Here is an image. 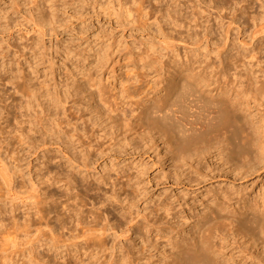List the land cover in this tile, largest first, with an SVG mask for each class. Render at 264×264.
I'll use <instances>...</instances> for the list:
<instances>
[{
    "label": "rangeland",
    "instance_id": "rangeland-1",
    "mask_svg": "<svg viewBox=\"0 0 264 264\" xmlns=\"http://www.w3.org/2000/svg\"><path fill=\"white\" fill-rule=\"evenodd\" d=\"M207 1L0 0V160L11 164L16 184L38 196L19 199L29 204L12 208L0 179V211L7 222L16 216L22 225L45 207L50 169L56 167L60 179L71 172L48 131L50 114L66 109L72 120L84 116L89 134L80 135L83 142L96 138L88 122L96 117L122 146L113 166L106 157L99 170L81 169L76 181L95 185L97 176L110 175L106 193L92 190L91 198L82 196H89L88 203L80 199L87 209L100 207L101 222L112 223L116 232L132 221L137 225L119 237L109 229L108 243L129 254L126 264H183L179 254L186 240L221 264H264V130L237 151L218 150L229 141L227 130L186 143L180 137L207 115L174 81L177 60L192 57L190 35L194 21L205 24ZM177 165L186 168L180 180L174 177ZM62 185H56L60 199L68 195ZM20 231L8 242V264H125L107 263L111 250L67 255L48 235L39 242ZM176 240L184 242L174 246Z\"/></svg>",
    "mask_w": 264,
    "mask_h": 264
},
{
    "label": "bare ground",
    "instance_id": "bare-ground-1",
    "mask_svg": "<svg viewBox=\"0 0 264 264\" xmlns=\"http://www.w3.org/2000/svg\"><path fill=\"white\" fill-rule=\"evenodd\" d=\"M207 2L208 10L206 12L208 13V17L204 20L205 24L199 22L201 20L197 22L194 21V24H196L190 35V39L192 40V57L189 59L180 57L177 60L174 79L181 89L180 93L183 96L190 93V95L193 96L192 101L195 99L197 103H202L201 108L207 111V115L201 124H192L180 137L181 140L186 143V141L204 138L213 131L227 130V132H229V141L224 143L218 150L221 152L226 150L237 151L254 139H258L264 130H261V127L264 128V125H261V123H264V0H208ZM194 19L197 18L194 17ZM67 112L68 110L66 111V109H60L58 113H51L48 131L52 140L49 141L52 142L53 147L57 146L56 148L61 152L63 155L62 157H65V159L71 163L72 170L70 169L71 172L63 173V179H60L61 177L59 178L58 176L60 171L58 170L57 172L54 170L56 167H54L52 162L54 168L50 167L52 169H48L50 178L47 180V188H45V193L47 194V196H45L48 199L46 200L47 204L45 207L39 208L36 211L37 214L34 213V216L26 218L23 222L24 225L19 224V222L15 220L17 219L16 216H13L12 219L14 220H12V222H7L2 216L3 213L0 211V241L3 242H1L3 245L0 244V264H8V242L10 239L17 240V235L20 230L29 235L28 237L32 236L31 238L33 240L38 239V241L41 240L39 239L41 236L45 234L48 235L51 245L56 247V249H59V245H61L64 247V252H66L67 255H70L74 250L85 253L88 251L95 253L97 251L102 252L111 250L112 255L111 258H108L107 263H127L129 258L127 250L122 246V248L120 247L121 249L117 248V243H115V241L110 245L108 243V236L112 234L115 236L116 233H119V237L120 235L130 234L131 230L134 232L137 225H132L133 219L131 220L132 223L126 229L119 227L116 232L112 223H109V226L108 223L101 222L103 215L99 213L100 211H97L100 207L97 208V210L94 209L96 210L94 211L92 209H87L84 205L85 203L82 202L85 198L82 196H90L92 190L100 191V193L103 190L105 191L104 186L108 185L106 182L110 178V175L97 176L98 183L96 182L95 185H92V183L79 184L76 181L78 177L76 175L81 169L87 171L96 170L97 164L102 159L106 160V157H109L108 162L110 161L113 166L114 160H118L119 156L122 154V146H118L113 136L114 132L105 126H101L96 117L88 118V122L91 124L92 129H94L92 132H95V130L97 131V136L95 134L96 138H91L93 141L83 142L80 135L84 137L86 134H89V131L84 128L86 122L82 121L84 116L75 115L78 118L72 120V118H68L69 115ZM155 115L156 118H161L162 116L160 112H155ZM32 116L33 115H29V118H32ZM71 117H74V115ZM84 131H86L85 135H83V133H85ZM88 138L87 136L86 140H89ZM53 149H55V147ZM1 155L0 152V156ZM10 166L8 165V161L6 162L4 160V157L0 160V179L4 185L1 186L2 184L0 183V186L1 190L4 189L5 193L3 195H7L6 198L8 197V199L11 200L12 208H16L19 204L22 205L26 202H24V200L18 201L19 199L25 198V200L28 199L30 201V199H36L38 196L36 197L37 193L33 194L34 191L32 190L30 193L29 188L26 187L23 190L24 186L15 183L14 172H12L13 167L11 169ZM76 168H78L77 172ZM174 169V177L176 180H180L186 174V168L183 165H177ZM81 178L80 180H82ZM89 178L91 181L94 179V177L91 179L90 176ZM85 181L83 180V183ZM89 181L87 183H89ZM58 182L63 183L62 186L65 187L63 192L66 191L68 194L64 195L62 199H60L62 196L58 197V191L56 189ZM110 182L111 179L108 183ZM76 183L79 185L77 186ZM112 186H118V184L116 182L112 183L111 188L115 189ZM119 186H122L121 189H125V184ZM35 188L37 187L35 186ZM74 190L76 191L72 193ZM111 192H113V190ZM118 192L116 191V193ZM38 193H40V191H38ZM116 193L115 196L117 195ZM113 196L112 200L114 199ZM118 196L121 197V195ZM118 196L116 198H118ZM88 197L86 196L85 198L86 202ZM80 198L83 199L81 200ZM97 198L95 197V199ZM121 200V203H123L125 199L123 198ZM97 201L99 200H96V202ZM109 201H111V199ZM100 202L101 200L99 203ZM26 203L29 204V202ZM13 211H15V209ZM112 212L114 211H111L110 215H113ZM105 213L107 214V209ZM126 216L127 215L124 214L123 217H121L122 219H127ZM128 220L130 219L124 222ZM131 221H129V223ZM119 222L118 224H120ZM35 223L37 226L33 230L34 233L31 227H33ZM141 226L143 230H147L148 228L145 224ZM110 228L115 230L114 233H109ZM11 229L12 231H10ZM5 235H7V237H5ZM115 237H117V234ZM114 240H116V238ZM188 241L189 240L185 241L188 245L185 248L186 250L179 254V256L183 258V261H180L181 263L221 264L220 260L214 259L211 255L207 253L201 254L199 249L194 248L195 244L193 245L192 241ZM182 243L176 240L173 245L175 246L177 244V246H181ZM117 250H119L118 254L115 252Z\"/></svg>",
    "mask_w": 264,
    "mask_h": 264
}]
</instances>
